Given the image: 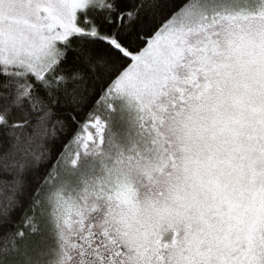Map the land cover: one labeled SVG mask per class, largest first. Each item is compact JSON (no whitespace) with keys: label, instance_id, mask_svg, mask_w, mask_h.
Wrapping results in <instances>:
<instances>
[{"label":"snow or ice","instance_id":"snow-or-ice-1","mask_svg":"<svg viewBox=\"0 0 264 264\" xmlns=\"http://www.w3.org/2000/svg\"><path fill=\"white\" fill-rule=\"evenodd\" d=\"M0 264H264V0H0Z\"/></svg>","mask_w":264,"mask_h":264}]
</instances>
